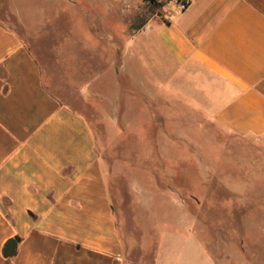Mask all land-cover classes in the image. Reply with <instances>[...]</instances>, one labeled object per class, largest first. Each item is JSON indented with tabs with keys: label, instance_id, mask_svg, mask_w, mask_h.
<instances>
[{
	"label": "crops",
	"instance_id": "0c3cea01",
	"mask_svg": "<svg viewBox=\"0 0 264 264\" xmlns=\"http://www.w3.org/2000/svg\"><path fill=\"white\" fill-rule=\"evenodd\" d=\"M188 1L129 35L124 72L139 70L148 97L264 137V0ZM70 45L32 49L0 24V264H216L188 225L130 221L127 195H112L83 108L84 50Z\"/></svg>",
	"mask_w": 264,
	"mask_h": 264
},
{
	"label": "rangeland",
	"instance_id": "374dc122",
	"mask_svg": "<svg viewBox=\"0 0 264 264\" xmlns=\"http://www.w3.org/2000/svg\"><path fill=\"white\" fill-rule=\"evenodd\" d=\"M170 1L0 0V24L32 49L68 42L72 55L84 50V113L112 195L133 206L130 221H179L216 264H264V137L239 135L156 90L146 96L140 64L133 80L124 72L126 39L149 17L169 15Z\"/></svg>",
	"mask_w": 264,
	"mask_h": 264
},
{
	"label": "water",
	"instance_id": "95a60500",
	"mask_svg": "<svg viewBox=\"0 0 264 264\" xmlns=\"http://www.w3.org/2000/svg\"><path fill=\"white\" fill-rule=\"evenodd\" d=\"M18 247V241L15 238H10L4 245L3 254L7 257H11L16 253Z\"/></svg>",
	"mask_w": 264,
	"mask_h": 264
},
{
	"label": "built area",
	"instance_id": "2783aa9c",
	"mask_svg": "<svg viewBox=\"0 0 264 264\" xmlns=\"http://www.w3.org/2000/svg\"><path fill=\"white\" fill-rule=\"evenodd\" d=\"M189 4V1L188 0H181L179 1V7L180 9H185Z\"/></svg>",
	"mask_w": 264,
	"mask_h": 264
}]
</instances>
